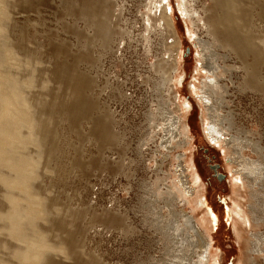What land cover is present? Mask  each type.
<instances>
[{
    "label": "rangeland",
    "instance_id": "obj_1",
    "mask_svg": "<svg viewBox=\"0 0 264 264\" xmlns=\"http://www.w3.org/2000/svg\"><path fill=\"white\" fill-rule=\"evenodd\" d=\"M73 1L83 4L87 0H9L7 16L3 18L8 24L4 34L8 36L12 52L4 65L17 73L29 111L38 110L42 117L47 118L53 133L40 145L28 143L24 146L31 153L40 151L35 156L38 161L32 167L34 175L28 179L27 188L14 187L8 190L0 181V264H17L12 252L21 250L23 246L22 242L6 233L4 216L10 211L6 198L9 193L21 211L25 210L22 205H30L34 209L40 208L42 212L43 207L49 206L54 212L51 220H47L46 216L42 218L41 212V215L31 220L22 217L28 237L38 236L54 247L42 252L48 257L43 264H191L199 251L197 245H201L196 241L191 245V232H179L182 239L187 238L181 247H177L180 237L167 247L154 226L155 221L160 225L169 224L172 218L163 200L156 196L154 181L160 178L158 187L164 189L170 182L169 175L175 164L182 160L181 157L174 160L172 156L163 159L162 155L153 152L160 149L158 145L163 139L161 131L151 140H145L146 134H153L144 113L153 110L157 103L150 84L156 77L151 65L163 54L162 38L152 24L153 27L146 34L149 35L147 39L151 40L146 42L143 39L144 0H114L115 9L122 7L117 22L119 25L123 22L120 26L128 32L124 38L131 41L123 39L121 43L116 40L113 45L118 48L112 45V51H102L104 49L98 45L88 51L83 50L78 38L82 39L84 33H90L85 31L81 19L72 23L79 16L77 7L71 5ZM90 1L95 5L94 0ZM251 1L239 0L237 5L240 8L248 7V14L251 15ZM171 2L175 7L174 0ZM203 3L211 5L210 0H198L196 5L200 7ZM211 13H215L213 8ZM254 13L264 34V10L254 8ZM112 20L115 26L118 25L114 17ZM179 23L178 29H181L180 34L182 32L180 37L185 36L188 40L182 45L180 59L181 63L183 57L187 59L184 62L188 66L184 69L187 72L183 73L188 90L181 89L183 85H178V88L181 98L189 96L195 99L191 84L198 83L194 79L198 68L196 47L187 37L181 17ZM71 24L75 26L74 29ZM199 37L206 38L201 31ZM165 42L169 44L171 38ZM163 56L166 57V54ZM232 72L234 83L226 79L228 73L224 74L223 81L227 83L228 94H225L226 107L219 111L231 113L236 126L245 130L244 133L241 131L242 136L258 140L264 147V94L251 90L240 91L236 87L240 81L239 73L235 69ZM88 79L92 80L91 85L88 82V87L82 91ZM172 90L175 89H165L163 95L167 96L169 92V96H172ZM92 103L97 104V110L91 108ZM166 107L168 111L176 108L172 103ZM187 109L188 113L185 114L193 121L189 124L193 130V143L183 151L197 161L201 180L207 183L204 193L210 205L208 208L213 209L214 215L211 217L210 232L213 237L212 249L216 253L215 264H240L245 256L231 219L229 206H232L231 198L236 196L231 190L232 181L224 157L220 151L208 156L205 154L207 143L203 139V115L198 111L199 107L195 111ZM100 110H111L114 122L110 128L119 136L118 142L101 144L94 138L97 132L91 130L94 123L89 117L93 115L97 120L96 114ZM173 113L178 114V111ZM154 130L156 132L157 128ZM43 133L45 130L42 128ZM210 144L219 150L216 145ZM181 152L179 148L173 150L175 155ZM209 161L218 165L220 173L227 174L220 181H216L211 174ZM9 174L6 167L0 164V175L5 177ZM210 179L215 180L216 185L210 184ZM221 199L225 202H221ZM214 205L223 209L220 218L215 213ZM191 207L182 201L174 205L180 215H202L200 209L192 210ZM192 222L195 227L194 219ZM218 226L224 228L219 238V231H216ZM123 228L128 230L124 231ZM258 228L262 230L264 225L260 224L252 230L257 231ZM260 245L263 251L251 264H264V242ZM61 247L63 251L58 250ZM42 262L41 259L39 264Z\"/></svg>",
    "mask_w": 264,
    "mask_h": 264
},
{
    "label": "bare ground",
    "instance_id": "obj_2",
    "mask_svg": "<svg viewBox=\"0 0 264 264\" xmlns=\"http://www.w3.org/2000/svg\"><path fill=\"white\" fill-rule=\"evenodd\" d=\"M197 1L174 0L175 7H173L171 0H144L142 4L146 9L145 12L143 11L145 28L142 35L143 39L145 41L151 40L147 39L149 35L146 34H148L149 28L154 25V29L159 32L160 38H162L161 42L164 47L162 56L151 65L156 77H153L150 84H152L153 96L156 95L157 97V103L153 110L144 113L146 121H149V128L152 129L150 131L153 133L149 136L146 134L145 140L152 138L157 132L161 131V138L163 139L160 141L161 138H159L160 142L158 141L160 149L153 150V152L162 155L163 159L169 156H172L174 160L179 157L182 158L172 169L173 171L169 175L170 182L164 189L158 187L160 178H156L154 181L156 196L163 200L172 216L169 220L170 223L165 225H160L154 219V226L167 247L170 246V242L178 237L180 238L177 240V247H181L187 238L182 239L179 232L181 230H185L183 234H187V231L188 233L191 232L190 237L192 239L189 238L192 242L191 245L194 241L201 244L197 245L199 251L196 260L191 264L216 263V253L212 249L213 244L211 242L213 237H211L210 232L212 229L211 217L214 216L213 209L208 208L210 205L206 201L204 193L205 184L207 183L201 180L202 174L198 170L197 161L183 151L189 149L193 143V130L189 127V124L193 121L190 118L188 119L185 113L188 111L187 108L195 111L199 107L200 110L198 111L203 115L202 132L204 138L203 136L202 138L206 139L207 143L205 154L208 156L211 153L221 152L226 163L229 179L232 181L231 190L236 196L234 199L230 197L232 206L229 207L232 213V218H230L234 222V233L243 249V256H245L240 264H251L258 258L257 255L263 251L260 244L264 242V229L260 230L258 228L257 231L252 229L260 224L264 225V147L259 144L258 140L242 136L245 130L236 126L232 114L220 113L219 110L226 105L225 94H228L227 83L223 81L224 74L228 73L229 76L226 79L230 83H234L232 81L233 69L239 73L240 81L236 87L240 91L251 90L255 93L264 94V34L254 13V8L264 10V0L251 1L253 5L251 15L248 14V7L243 6L240 8L237 5L239 0H210V6L203 3L200 7L196 5ZM254 1L256 4H254ZM8 2L9 0H0V164H3L10 174L5 177L0 175V181L9 190L14 187L27 188L28 179L34 175L32 167L37 164L38 160L35 156L40 151L37 150L31 153L27 151V147H24L25 144L40 145L53 132L50 129V121L42 117L38 110L29 111V104L22 94L17 73L13 72L8 65H4L8 57L12 55L9 49L8 36L4 34V30L8 29V24L3 21V18L7 16ZM110 2L111 0H94L95 5H93L90 0H87L83 4L75 3V1L71 4L73 7H77L79 11V16L74 18L72 23L74 24L77 19H81L85 31L90 33L89 35L84 33L82 39L78 38V44L83 50L88 51L94 45H98L101 49H104L102 51H107V49H111L116 40L120 42L128 34L120 26L123 22L120 25L117 22V19L120 20L118 16L122 7L119 6L115 9V3L111 2L110 5ZM211 8L215 11L214 14L211 13ZM113 17L118 23L116 26L112 20ZM180 17L185 23L187 37L193 41L192 44L196 47L195 59L198 68L197 77L194 79L198 83L191 84V92L196 100L189 96L181 98L178 88V85H183L181 89L188 90L184 84L183 73L184 69L188 67L184 64L187 59L183 57V63L180 62V59H182V45L187 43L188 40L185 36L184 38L180 37L182 34V32L181 34L179 32L181 29H178L181 23H179ZM73 24H71L72 28L75 27ZM200 31L206 38L199 37ZM166 34H168V37H165ZM169 37L171 42L167 44L165 40ZM127 44L124 46H127ZM116 45L118 46V44ZM122 49L121 47V51ZM164 54H166V57L163 56ZM88 82L91 85L92 80L88 79L84 83L82 91L88 87ZM172 88L175 89L170 92L172 98L169 96V92L167 96L163 95L165 89L169 91ZM171 103L176 107L171 111H178V114L174 115L171 111L166 110V106ZM83 105L86 107L85 102H83ZM91 108L97 110L98 106L96 103H92ZM110 111H97V120L93 115L89 117L94 123L91 130L97 132L94 138L101 144L116 143L120 140L119 136L110 128V125L114 122ZM114 124H116V121ZM195 127H197L196 124ZM42 128L45 130L43 134ZM154 128H157L156 132ZM210 143L216 145L219 150L217 151ZM175 148L181 149L182 152L175 155L173 153ZM208 166H210L211 174L216 181L224 174L227 175L217 170V164H212L209 161ZM215 180L210 179V184L216 185ZM6 198L10 205V211L4 216L6 233L9 237L23 244L21 250L15 249L12 252L17 264H39L41 259L43 260L41 264H43L45 260H48V257L42 252L44 249L54 247L38 236L28 237L27 230L22 223V217L25 216L27 220H31L43 213L42 218L46 216L47 220H51L54 217L53 210L49 206L48 208L45 206L43 207L44 212H42L38 207L34 209L30 205H22L25 210L21 211L16 205L15 198L10 193L6 195ZM36 201H39L38 198H36ZM179 201L184 202L185 205H190V207L192 206V210L200 209L199 212H202V215L199 217L197 213L194 215L189 214V216L185 213L180 215L174 209V205ZM221 202H225V200L221 199ZM214 206L216 208L215 213L220 218V212L223 209L219 205ZM180 217L184 218L180 220ZM193 219L195 227L192 225ZM220 224L222 225V220H220ZM123 229L124 231L128 230V228ZM223 229L220 227L216 230L219 231L218 238L222 234L221 231L224 232ZM244 248H246L245 251ZM58 250L63 251L62 247ZM224 251L227 252V250ZM181 260L183 259H174L173 261ZM184 263H187V261Z\"/></svg>",
    "mask_w": 264,
    "mask_h": 264
},
{
    "label": "flooded vegetation",
    "instance_id": "obj_3",
    "mask_svg": "<svg viewBox=\"0 0 264 264\" xmlns=\"http://www.w3.org/2000/svg\"><path fill=\"white\" fill-rule=\"evenodd\" d=\"M220 179V178H219Z\"/></svg>",
    "mask_w": 264,
    "mask_h": 264
}]
</instances>
